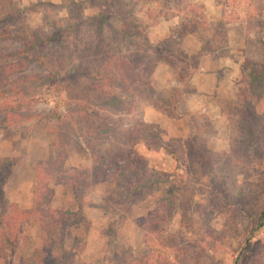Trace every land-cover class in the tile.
<instances>
[{
	"label": "rangeland",
	"instance_id": "1",
	"mask_svg": "<svg viewBox=\"0 0 264 264\" xmlns=\"http://www.w3.org/2000/svg\"><path fill=\"white\" fill-rule=\"evenodd\" d=\"M11 1L10 9L1 10L0 14V21L11 17L6 29L30 40L37 33L42 41L29 53L20 38L0 42V120L5 115L14 117L13 124L0 126V154L20 152V143L24 146L28 142L31 150H24L16 158L36 169L29 182L26 176L17 174L13 185L33 181L32 189L37 193V170L42 169L41 163L46 172L61 173L73 167L84 182L81 175L85 168L93 167L95 153L114 148L118 141L129 143L124 146L126 151L136 150L148 160L161 182L132 198L122 196L127 188L116 186L114 181L95 188L99 189L98 194H104L101 205L110 213V223L102 244L96 246L92 242L90 249L85 248L86 253L96 246L98 259L99 253H104L103 264H264V77L256 76L264 68V0H219L216 10L223 12L221 16H208L205 5L194 0ZM204 14L206 19L202 18ZM95 18L98 21L92 20ZM127 21L130 31H143L154 45L170 41L169 51L154 56L160 59L156 70L164 67L172 78L161 72L163 77H170V84H157L154 71L152 99L136 96L134 80L130 88L133 96L112 84L123 103L109 109L99 107L105 118L99 120V114L93 110L98 94L93 95L88 89L95 79L79 76L82 85L72 84V54L77 53L76 46L96 43L102 32L108 35L112 28L121 29ZM185 24H194L197 30L189 35L194 42L188 45V36L180 39L179 35ZM56 34L60 35L58 40L48 39L45 43V37ZM40 52L48 55L45 64L36 60ZM204 54L229 63L238 78L222 83L221 93L214 97L215 111L186 118L184 125L190 124L196 131L181 129L186 131L180 133L178 128L182 125L176 123L182 118L178 106L193 90L190 81L202 66ZM10 64L21 70L16 68L10 73L13 68L6 70ZM24 77L34 80L26 81ZM78 103L91 105L86 109L89 115L82 116L85 123L73 116ZM155 103L168 111H173L176 104V116L165 113L171 118L168 128L144 120L148 105L161 112ZM56 109L63 113L64 120L41 119ZM107 122L114 131L93 138L94 149L78 137L83 129L96 134ZM142 123L148 125L143 132ZM149 131L161 138L150 137ZM130 134L133 138L128 141L125 135ZM139 135L158 145L163 142L165 148L151 150L144 141H136ZM194 137L199 138L196 147L187 152L186 141ZM47 145L50 148L44 154ZM63 150L69 152V158L62 169L58 156ZM164 173L174 175L168 177ZM43 181L50 188L60 182L56 176ZM8 186L4 190L8 202L18 208L7 195ZM34 216L41 221V214ZM85 219L82 210L71 226L82 224ZM138 221L145 223V228ZM69 226L66 236L56 232L54 239L66 238V248L73 253L76 264L100 263L90 258L88 263L76 253L75 227ZM32 229L24 224V239L16 252V261L24 258L31 263L43 257V242L48 237L40 244L30 236Z\"/></svg>",
	"mask_w": 264,
	"mask_h": 264
},
{
	"label": "trees",
	"instance_id": "2",
	"mask_svg": "<svg viewBox=\"0 0 264 264\" xmlns=\"http://www.w3.org/2000/svg\"><path fill=\"white\" fill-rule=\"evenodd\" d=\"M11 0H0V14L3 12L1 10H8L12 5ZM9 16V14H7ZM187 16L184 19H187ZM11 17L5 16V18L0 21V42H3L8 39L20 38L24 40L26 44L25 52H32L37 46H39L42 41L39 40L37 33L34 34L32 40L28 39L26 36L17 35L14 31H10L7 28V23ZM193 18V17H192ZM202 18H207L204 14ZM93 21H98L97 18L92 19ZM128 22V21H127ZM125 23L124 27L121 29L112 28V33L106 35L102 32L97 38V42H88L83 48L79 46L75 47L77 53H73V67L70 73L71 82L75 87H80L82 84L79 82V76L92 77L95 79V82L88 87L90 93L98 94V97L95 98V107L94 113L99 114V120H104L102 118V113L98 111L99 107L102 108H112L118 104L123 103V99L119 94L114 93L115 86L117 85L121 90L133 96L132 80L136 83L135 88L138 93L136 96L153 98L154 88L152 85V74L156 70L158 65L157 54H162L169 51L170 41L165 43H160L159 45H154L149 41L146 35L142 32L130 31V24ZM203 22V20H202ZM65 32V30L63 31ZM197 30L194 24H185L180 32V39H184L190 34L196 33ZM59 34L48 35L44 40L47 44V40L51 39L52 41L58 40ZM35 39V40H33ZM172 39V38H171ZM45 46V45H44ZM43 50V49H42ZM48 55L44 52L38 53L36 60L41 64L47 62ZM13 68L9 72L12 73L14 69L21 70L20 67L15 64H10L7 68ZM22 68V67H21ZM15 70V71H16ZM14 71V72H15ZM256 76L264 77V68L260 72H256ZM101 80H98L99 78ZM26 81H32L33 78L24 77ZM98 80V81H97ZM103 82L100 84V82ZM80 83V84H79ZM79 102V101H78ZM81 102V101H80ZM116 103V104H115ZM101 105V106H100ZM85 106V107H84ZM87 103H78L77 111H73V116L78 117L80 123H85L82 120V116L87 113L86 109H90ZM84 107L82 110L81 108ZM155 107L163 113H166L170 116H176V104L173 106V111H168L163 107L155 103ZM80 109V110H79ZM86 111V112H85ZM42 120L47 121H62L64 120V115L58 109L54 110L50 114L42 115ZM79 121L78 125L79 126ZM14 123L13 115H5L0 120V126H9ZM142 132L145 127V123L141 124ZM156 130L159 129L158 126H154ZM87 130V129H86ZM83 129L79 136L88 142L91 149L95 148L93 138L102 136V134L110 133L113 128L108 124V122L102 125L97 131L96 134L91 135V131H86ZM57 135L60 136V132L57 130ZM94 132V131H92ZM160 133V131H159ZM85 134V135H84ZM137 134L136 132L134 133ZM148 135L150 137L161 136L156 132L149 131ZM92 137V141H89V138ZM128 141L132 140L133 134L127 136L125 135ZM148 137L138 136L136 139L137 142L144 141L147 147L151 150H160L165 148L164 143L161 142L159 145L152 141H147ZM162 140V139H161ZM198 137H194L191 140L186 141V148L188 151H193L196 147ZM136 142V143H137ZM121 143V144H120ZM118 141L114 145V148H107L100 150L98 153L94 154L93 157V167L85 168L84 173L81 175V178L84 179V182H81L79 179V173L76 174V169L71 167L66 171H48L45 168V164L41 163V168L37 170V201L34 206V211L31 213L29 210H20L15 205H12L8 202V198L5 194V187L9 183L16 166L19 163L18 158L5 156L0 158V264H76V258L73 253L68 252L66 248V238L63 237L60 241L55 240V233L58 232V235L66 236L67 228L71 225L72 221L76 220L79 212H82L85 197L88 196L92 191L95 190V186L101 182L114 181L116 186H123L127 188V194L124 193L122 196L127 198H132L135 194L140 191L144 192L147 188L155 187L156 182L159 181L156 176L157 172L150 169L149 162L143 158L136 150L126 151L124 146L130 145L129 143H124ZM189 154V153H188ZM195 155V154H194ZM197 156V155H195ZM59 164L63 169V165L67 162L69 158V152L63 150L59 156ZM199 158V156H197ZM201 158V157H200ZM43 164V165H42ZM41 172H44L46 175H43ZM66 172V173H63ZM95 174L93 179L91 174ZM164 175L172 176V173H164ZM56 176L57 180L62 183H69L73 185L75 196L79 204V210L73 212L70 210H57L50 207L51 200L54 196V188L48 187V182L44 183L45 177ZM51 180V179H50ZM44 187V188H43ZM43 190V191H42ZM81 190V191H79ZM142 192V193H143ZM168 191L167 193H169ZM175 195V193H172ZM31 214H41V226L46 231V238L43 242L44 255L40 259L33 260L34 262L27 263L24 258L16 261V252L20 247L21 241L23 238L22 228L31 219ZM152 216H155L154 214ZM264 218V211L262 214ZM155 217H152V220ZM65 222H69L65 225ZM139 222V221H138ZM139 226L145 228L146 224L139 222ZM52 247V248H51ZM4 252H6L4 254Z\"/></svg>",
	"mask_w": 264,
	"mask_h": 264
},
{
	"label": "crops",
	"instance_id": "3",
	"mask_svg": "<svg viewBox=\"0 0 264 264\" xmlns=\"http://www.w3.org/2000/svg\"><path fill=\"white\" fill-rule=\"evenodd\" d=\"M203 4L206 7V14L208 16H221L219 11L216 10V2L219 0H194ZM223 11V10H221ZM175 18H180L179 15H175ZM172 25L171 21L168 22ZM171 31L169 30L168 33ZM193 36V35H192ZM194 42V39L188 36L185 40V43L188 45ZM191 46V45H190ZM202 66L200 69L194 73L191 78L190 86L193 88L191 92H188L186 95L185 100L179 104L178 111L180 113V117H182L179 121L176 120L178 123L179 132L183 133L187 129L189 131H196L195 127L192 130L190 124L188 127L184 125V121L187 117L193 116L197 113H202V115L208 114L211 111H215L216 107L214 103V97L216 93H221L223 82H232L237 81L238 76L235 75V71H231L229 68V63L226 64V61L222 59L217 60L216 58L212 57V55L204 54L202 56ZM230 67H232L230 65ZM221 70H225L222 71ZM163 72V76H171L170 71L164 67H158L155 73V80L157 84H164V86L169 87L170 84V77H163L160 73ZM230 72V75H229ZM223 74V75H222ZM225 75V76H224ZM172 78V76H171ZM224 79V80H223ZM158 86V85H157ZM163 114V112L157 111L153 106H147L145 109L144 120L147 122H156L166 128L169 127V118ZM22 149L20 152L13 151L11 153L0 154V157L11 156L17 157L21 155L24 150L29 152L31 148L29 147V143L27 142L24 146L23 143H20ZM49 145H47L46 149L44 148V154L48 152ZM153 154V153H150ZM36 173V169L31 166V164L25 163L24 160H21L20 163L16 166V169L9 181V186L7 188V195L11 199L12 202L18 206L20 210H29L31 213L34 211V206L36 205L37 193L36 190L32 189L34 187V183H28L31 178L33 179L34 174ZM23 174L26 176L25 179L28 182H20L19 185H13L12 179L16 176ZM23 183V185H22ZM99 183L96 188H99L100 185L105 184ZM99 189L92 191L88 196L85 197V205L83 212L85 214V221L82 224L77 225H70L69 227L74 228V237L77 239V243L75 246L76 253H79L83 259L88 260L90 259L95 261H100L97 264H103L105 257H103L104 253H99V259L97 257L98 253H95L96 246L98 243L100 245L103 242V237L106 230V225L110 223V213L106 212L101 205V201L104 197V194H98ZM15 194V197L12 196ZM50 207L57 210H70L73 212H77L79 210V204L77 202L74 188L69 183H62L59 182L54 187V196L51 200ZM26 225L33 227L32 233L30 236L32 238H36L35 240L38 241L40 244L43 241V238L46 236V231L41 226L40 220L37 217L32 215L31 219L26 223ZM31 239V237H30ZM92 242L95 243L93 250L84 251L85 248L91 247ZM90 258V259H89ZM92 262V261H91Z\"/></svg>",
	"mask_w": 264,
	"mask_h": 264
}]
</instances>
